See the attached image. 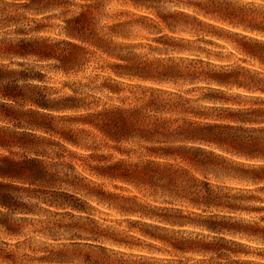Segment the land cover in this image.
<instances>
[{
    "label": "clouds",
    "instance_id": "1",
    "mask_svg": "<svg viewBox=\"0 0 264 264\" xmlns=\"http://www.w3.org/2000/svg\"><path fill=\"white\" fill-rule=\"evenodd\" d=\"M0 264H264V0H0Z\"/></svg>",
    "mask_w": 264,
    "mask_h": 264
},
{
    "label": "rangeland",
    "instance_id": "2",
    "mask_svg": "<svg viewBox=\"0 0 264 264\" xmlns=\"http://www.w3.org/2000/svg\"><path fill=\"white\" fill-rule=\"evenodd\" d=\"M213 23H215V22H213Z\"/></svg>",
    "mask_w": 264,
    "mask_h": 264
}]
</instances>
